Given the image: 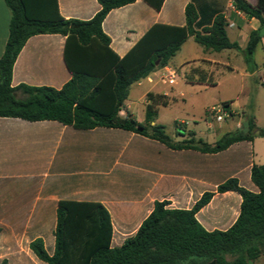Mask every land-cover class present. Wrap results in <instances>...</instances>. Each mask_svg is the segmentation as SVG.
<instances>
[{"label":"crops","instance_id":"1","mask_svg":"<svg viewBox=\"0 0 264 264\" xmlns=\"http://www.w3.org/2000/svg\"><path fill=\"white\" fill-rule=\"evenodd\" d=\"M246 1L253 6L259 4V0ZM57 4L65 20L88 21L100 10L98 0H57ZM188 4L197 11V30L211 25L218 14L223 15L228 39L238 49L223 50L220 58L202 48L195 50L181 63L196 60L206 67H191L189 73L183 74L184 79L196 81L194 85L205 91L219 86L222 68L231 72L239 69L243 78L253 82V93H258L259 86L264 88V74L255 79L264 71V35L248 60L244 54L250 32L262 33L260 23L235 10L230 0H164L159 11L143 0H134L110 10L101 28L109 38L110 49L122 58L153 25L184 26ZM9 20V9L0 0V58L8 39ZM189 40L193 38L185 40L177 54ZM64 43L65 36L60 34L28 38L13 64L11 87L61 89L71 79L63 59ZM258 52L262 54L259 60ZM238 56L244 64L240 68L234 64ZM156 71L134 83L148 85L139 97L143 119L136 118L126 103L129 92L121 116L128 112L142 123L147 93L167 97L165 90L154 91L158 84L169 85L161 75L156 82L152 80ZM191 73L198 76L192 77ZM250 93L242 86L235 98L219 100L220 105L229 102L226 110L231 112L233 130L229 128L227 133L242 128L239 121L245 108L252 105ZM244 95L242 101L240 97ZM211 108L212 103L204 107L206 111ZM151 125H157L155 120ZM184 138L182 135L173 141ZM254 140L234 143L218 153H201L173 150L122 129L79 130L52 120L0 117V264H46L35 256L30 244L40 240L47 255H53L56 210L63 201L101 204L110 217L111 248H119L136 234L156 202L165 201L169 210H190L204 193L213 195L195 213L196 221L208 232L226 231L239 214L241 197L234 192L217 193L216 188L228 178H235L244 189L256 192L250 168L264 164V160H254L258 155ZM252 264H264V254Z\"/></svg>","mask_w":264,"mask_h":264},{"label":"trees","instance_id":"2","mask_svg":"<svg viewBox=\"0 0 264 264\" xmlns=\"http://www.w3.org/2000/svg\"><path fill=\"white\" fill-rule=\"evenodd\" d=\"M134 0H98L100 10L88 21L65 20L57 0H4L10 12L8 39L0 58V117L26 121L52 120L79 130L116 128L155 140L173 150L218 153L230 145L264 138V130L247 119L248 132L224 134L213 144L190 133L181 141L168 137L161 125H151L158 106L168 99L147 93L144 122L124 107L131 84L167 66L181 44L192 37L204 51L238 49L226 33V21L218 14L211 25L197 30V11L192 4L184 10L182 27L155 24L119 58L109 47L101 25L112 9ZM159 11L164 0H143ZM235 10L259 21L262 33L249 34L244 54L249 59L264 35V0L253 6L233 0ZM65 36L63 59L71 79L59 90L50 87H11L12 67L25 41L34 35ZM264 86V83H262ZM20 92L23 96L18 97ZM229 102L222 103L227 109ZM250 180L256 192L244 189L235 178L216 188L217 193L234 192L241 197L239 214L226 231H206L195 213L212 198L204 193L190 210L166 209L156 202L136 234L119 248H111L112 227L107 210L99 203L59 202L56 210L54 253L50 257L40 240L30 244L35 256L46 264H252L264 248V164H253ZM232 257V261L226 257Z\"/></svg>","mask_w":264,"mask_h":264},{"label":"rangeland","instance_id":"3","mask_svg":"<svg viewBox=\"0 0 264 264\" xmlns=\"http://www.w3.org/2000/svg\"><path fill=\"white\" fill-rule=\"evenodd\" d=\"M180 53L171 58L168 62V67L175 73V84L160 85L158 84L155 88V92L165 90L167 93L168 104L166 106H159L158 113L154 120L157 125H161L164 129L165 134L172 140H176L179 136H188L190 133H194L195 138H200L204 142L214 143L221 138L225 133L229 131V128L233 130L232 119L224 118L223 121H216L215 115L210 114L209 110H205L204 107L207 103H212L214 109L222 111L221 105L218 103L219 100L235 98L238 90L242 86H245L250 90L252 105L245 108L244 117H241L239 123L242 126L241 130L243 133L248 132L247 119L253 118L255 126L259 129L264 130V88L258 87V93H253V82L247 77L241 76V71L231 72L226 68H222L223 75H219L218 87H209L207 90L197 88L194 84L196 81H187L184 79L183 74L189 73L191 67L206 65L200 61L191 60L186 63H181L183 57H189L197 50L201 51V47L197 45L193 40H189L181 48ZM212 55L220 58L219 52H213ZM262 56L261 52L256 54V58L259 60ZM239 58L234 62L236 68L243 67L242 58ZM264 57V56H262ZM162 70H157L152 74L151 78L156 82L158 77L161 75ZM264 74V71L258 73V76ZM192 77H197L195 73H191ZM148 87L146 82L142 86H136L134 83L129 87V97L126 101L131 106V111L138 119H143L142 100L139 99L144 89ZM18 97L23 96L20 92L17 93ZM246 95L241 96V100H245ZM248 97V96H247ZM211 125L210 127L208 126ZM255 143V149L258 151L257 157L254 159L256 162H262L264 160V138L255 136L253 137ZM246 146H244L245 149ZM248 156V155H247ZM243 160V157L241 161ZM226 176V175H225ZM224 178V177H223ZM264 254V248L261 249ZM226 260L232 261V257H226Z\"/></svg>","mask_w":264,"mask_h":264},{"label":"built area","instance_id":"4","mask_svg":"<svg viewBox=\"0 0 264 264\" xmlns=\"http://www.w3.org/2000/svg\"><path fill=\"white\" fill-rule=\"evenodd\" d=\"M233 5V0H230ZM175 79V72L170 69L169 67H163L162 73H161V80L169 85H172L174 83ZM209 113L215 115V120L220 122L223 121L224 118L230 119L231 118V112L225 109H222V111H219L217 109L211 108L209 109Z\"/></svg>","mask_w":264,"mask_h":264}]
</instances>
